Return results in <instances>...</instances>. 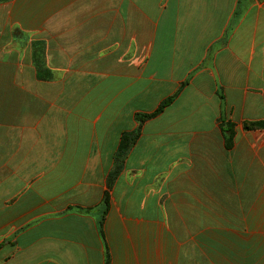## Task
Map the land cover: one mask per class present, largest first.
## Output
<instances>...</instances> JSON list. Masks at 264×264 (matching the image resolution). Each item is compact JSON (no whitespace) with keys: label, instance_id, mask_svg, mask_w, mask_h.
<instances>
[{"label":"crops","instance_id":"obj_1","mask_svg":"<svg viewBox=\"0 0 264 264\" xmlns=\"http://www.w3.org/2000/svg\"><path fill=\"white\" fill-rule=\"evenodd\" d=\"M107 260L264 264V0L0 2V264Z\"/></svg>","mask_w":264,"mask_h":264},{"label":"trees","instance_id":"obj_2","mask_svg":"<svg viewBox=\"0 0 264 264\" xmlns=\"http://www.w3.org/2000/svg\"><path fill=\"white\" fill-rule=\"evenodd\" d=\"M4 1H8V0H0V2H4ZM172 100H173L172 97H170V98L166 99L165 101H163V102L161 103V105L159 106V108H158L155 112H153V113H150V114H138V115H137V120L139 121V127H138L137 131L133 134V137H131V139H130V143H129L128 146H130L131 143H133V142L135 141V139L137 138L138 133H139V131H140V129H141L142 124L144 123V121H145L146 119H148V118H150V117H152V116L158 114L159 112L163 111V109H164L167 105H169V104L171 103ZM222 127H223L224 131L227 133V142H228V145L230 146V145H232L233 142H234V135H235L234 124L231 123V122H227V123L223 124ZM125 152H126V150L124 151V153H125ZM124 153H123V154H124ZM117 173H118V172L116 171L115 174H113V176H111V178H115L116 175H117ZM112 180H113V179H112ZM112 180H111V182L109 183V189L112 188ZM104 206H105V208H104L105 210H104V211H105V213H106L107 210H108L109 207H110L109 191H106V192H105V196H104ZM100 228H101V231H102V222H100ZM107 264H109V261H108V260H107Z\"/></svg>","mask_w":264,"mask_h":264}]
</instances>
